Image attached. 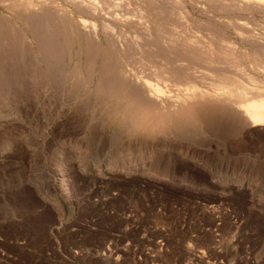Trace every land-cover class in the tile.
I'll return each instance as SVG.
<instances>
[{
	"label": "rangeland",
	"instance_id": "1",
	"mask_svg": "<svg viewBox=\"0 0 264 264\" xmlns=\"http://www.w3.org/2000/svg\"><path fill=\"white\" fill-rule=\"evenodd\" d=\"M9 82L0 264H264V129L202 120L130 136L111 116L54 114Z\"/></svg>",
	"mask_w": 264,
	"mask_h": 264
},
{
	"label": "bare ground",
	"instance_id": "2",
	"mask_svg": "<svg viewBox=\"0 0 264 264\" xmlns=\"http://www.w3.org/2000/svg\"><path fill=\"white\" fill-rule=\"evenodd\" d=\"M0 2V52L12 54L0 82L16 81L15 96L114 117L130 136L202 120L264 129V0Z\"/></svg>",
	"mask_w": 264,
	"mask_h": 264
}]
</instances>
